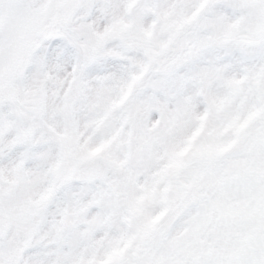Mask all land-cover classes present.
I'll list each match as a JSON object with an SVG mask.
<instances>
[{
    "label": "snow or ice",
    "instance_id": "snow-or-ice-1",
    "mask_svg": "<svg viewBox=\"0 0 264 264\" xmlns=\"http://www.w3.org/2000/svg\"><path fill=\"white\" fill-rule=\"evenodd\" d=\"M0 264H264V0H0Z\"/></svg>",
    "mask_w": 264,
    "mask_h": 264
}]
</instances>
